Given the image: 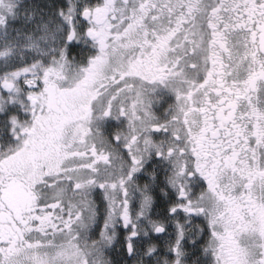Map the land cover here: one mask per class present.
<instances>
[{"label":"snow or ice","instance_id":"obj_1","mask_svg":"<svg viewBox=\"0 0 264 264\" xmlns=\"http://www.w3.org/2000/svg\"><path fill=\"white\" fill-rule=\"evenodd\" d=\"M0 264H264V0H0Z\"/></svg>","mask_w":264,"mask_h":264},{"label":"flooded vegetation","instance_id":"obj_2","mask_svg":"<svg viewBox=\"0 0 264 264\" xmlns=\"http://www.w3.org/2000/svg\"><path fill=\"white\" fill-rule=\"evenodd\" d=\"M101 223H102V221H101Z\"/></svg>","mask_w":264,"mask_h":264}]
</instances>
